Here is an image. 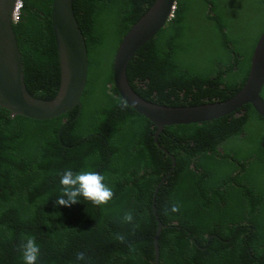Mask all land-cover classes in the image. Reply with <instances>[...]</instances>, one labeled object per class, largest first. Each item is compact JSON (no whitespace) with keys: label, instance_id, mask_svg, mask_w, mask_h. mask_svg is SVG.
<instances>
[{"label":"trees","instance_id":"obj_1","mask_svg":"<svg viewBox=\"0 0 264 264\" xmlns=\"http://www.w3.org/2000/svg\"><path fill=\"white\" fill-rule=\"evenodd\" d=\"M153 1L73 0L88 54L80 108L38 120L0 107V264H23L25 235L40 246L37 264H154L153 205L165 225L159 264H264V117L247 103L210 121L166 125L159 147L156 125L122 106L113 55ZM51 2L23 0L13 23L26 88L41 99L53 98L60 80ZM263 30L264 0H177L129 61L128 81L160 105L226 99L244 84ZM65 169L104 174L113 199L57 205ZM173 203L180 210L166 214ZM128 211L135 231L122 221Z\"/></svg>","mask_w":264,"mask_h":264},{"label":"water","instance_id":"obj_2","mask_svg":"<svg viewBox=\"0 0 264 264\" xmlns=\"http://www.w3.org/2000/svg\"><path fill=\"white\" fill-rule=\"evenodd\" d=\"M14 2L0 0V107L12 116L38 120L57 117L76 106L80 108L87 82L88 54L84 35L74 14L73 0L51 2L50 19L60 71L59 87L51 99L36 98L26 88L22 54L11 19ZM176 3L177 0H154L122 36L112 60L114 87L127 105L156 125L154 141L157 143V136L166 125L210 121L229 115L247 103L264 117V99L260 94L264 86V30L255 43L244 84L226 99L196 105L166 106L148 101L133 90L127 78V65L139 48L173 16ZM261 145L264 150V136ZM153 211L157 220L153 236L154 264H159L158 240L165 225L154 205Z\"/></svg>","mask_w":264,"mask_h":264},{"label":"clouds","instance_id":"obj_3","mask_svg":"<svg viewBox=\"0 0 264 264\" xmlns=\"http://www.w3.org/2000/svg\"><path fill=\"white\" fill-rule=\"evenodd\" d=\"M122 106L127 107V103L122 101ZM59 183L62 186L61 194L56 199V204L64 207H70L73 204L80 202L79 198L90 201L96 206L106 205L113 199L114 190L109 183H106V176L100 172L85 169L74 172L72 169H65L58 174ZM176 213L180 210L179 203H173L167 211ZM134 214L130 211L124 212L122 221L126 224H131L133 231L138 227L134 223ZM11 235V234H9ZM120 242L126 241V236L117 233L114 237ZM129 252H135L136 246L129 244ZM23 264H37L40 256V246L36 242V237L33 235H25L20 245ZM77 261H86V255L83 252L76 254Z\"/></svg>","mask_w":264,"mask_h":264},{"label":"built area","instance_id":"obj_4","mask_svg":"<svg viewBox=\"0 0 264 264\" xmlns=\"http://www.w3.org/2000/svg\"><path fill=\"white\" fill-rule=\"evenodd\" d=\"M23 6V0H15L11 19L14 22L20 18L21 9Z\"/></svg>","mask_w":264,"mask_h":264},{"label":"rangeland","instance_id":"obj_5","mask_svg":"<svg viewBox=\"0 0 264 264\" xmlns=\"http://www.w3.org/2000/svg\"><path fill=\"white\" fill-rule=\"evenodd\" d=\"M262 26H263V23L259 25L258 30L256 31V34L259 33V31L261 30Z\"/></svg>","mask_w":264,"mask_h":264},{"label":"flooded vegetation","instance_id":"obj_6","mask_svg":"<svg viewBox=\"0 0 264 264\" xmlns=\"http://www.w3.org/2000/svg\"><path fill=\"white\" fill-rule=\"evenodd\" d=\"M256 111V110H255Z\"/></svg>","mask_w":264,"mask_h":264}]
</instances>
